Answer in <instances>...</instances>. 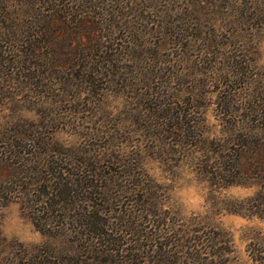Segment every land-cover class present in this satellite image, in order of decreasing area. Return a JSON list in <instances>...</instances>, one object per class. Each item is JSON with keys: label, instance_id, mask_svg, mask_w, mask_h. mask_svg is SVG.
<instances>
[{"label": "trees", "instance_id": "obj_1", "mask_svg": "<svg viewBox=\"0 0 264 264\" xmlns=\"http://www.w3.org/2000/svg\"><path fill=\"white\" fill-rule=\"evenodd\" d=\"M84 1L87 0H0V94L12 74L28 81L31 87L52 88L53 81L45 76L54 75L60 66L69 70L66 77L58 78L65 88L70 82L76 83L72 85L77 94L69 102L71 110L78 105L88 109L91 103L85 97L93 94L104 99L111 92L117 97L130 93L131 103L151 96L154 106L149 113L157 115L155 124L165 127L168 120L176 119L180 124H170L161 131L185 139L177 142L173 138L164 144L158 125L152 138L153 152L162 159L165 153L184 149L186 159L193 156L200 173L216 191L232 186L253 189L247 197L224 202V207L231 214L264 220V76L251 69L254 60L240 52L237 43L228 44L222 35L224 43L218 44L216 37L209 36L200 48L201 59L196 63L203 69L219 59L229 63L230 70L224 67L221 72L225 75L216 78L223 91L219 105L227 104L231 110V97L236 96L233 92L241 91L250 100L245 102L247 110L262 119V124H228L217 132L218 137L210 139L192 115L184 112L175 116L171 113L174 108L166 105L173 94L170 85L179 81L174 80L180 74L177 63L184 67L185 53L197 41L191 35L198 30V24L185 22V15L192 13H171L169 20L156 26L154 22L153 28L148 24L149 12L153 21L157 16L152 7L142 4L140 26L133 27L127 20L136 10L133 3L126 9L96 13L95 29L91 27V34L83 36L85 17L77 14L75 6L80 7ZM262 12L253 8L252 13L256 16ZM237 15L244 18V13ZM166 26L179 38L171 43L179 57L168 62L157 59L151 47L136 43L139 36L145 37L141 34L144 31L158 35L161 30L167 31ZM209 29L218 36L215 22ZM210 39L214 42L208 43ZM223 46L230 48L226 55L219 52ZM133 53L143 56L139 58L141 70L136 77L127 72L129 66L123 61ZM79 85L83 88L78 89ZM65 88L62 96L66 95ZM188 100L193 105L195 98ZM46 127L10 129V138L0 145V164L6 167L0 180V197L5 202H22L35 227L54 240V251L63 256L61 264H142L147 258L155 264H227L231 250L221 231H204L200 235V229H182L164 210L158 196L160 187L145 170L142 146L126 149L125 144L114 143L110 139L118 132L114 129L106 133L109 138L104 145L66 147L46 139L42 132ZM166 159L160 162H171ZM256 238L247 249L251 264H264V237Z\"/></svg>", "mask_w": 264, "mask_h": 264}, {"label": "rangeland", "instance_id": "obj_2", "mask_svg": "<svg viewBox=\"0 0 264 264\" xmlns=\"http://www.w3.org/2000/svg\"><path fill=\"white\" fill-rule=\"evenodd\" d=\"M84 4H87L85 8H83ZM142 4L145 7H152V13L157 16L156 21H153V16L149 12L151 17L148 19V24L153 28L162 21L169 20L171 13L177 15L182 12L184 15L192 13L191 16L185 15L186 23L192 20L198 24V30L191 35L197 41H194L193 48L186 51L184 67L180 62L177 63L180 74L177 75L178 79L174 80L179 81L175 83V86L170 85L173 94L166 105L171 109L174 108L171 113L175 116L183 115L184 112L189 113L188 116H193L197 126L200 127L201 124L204 127L210 139L218 137L215 136L217 132L228 124L236 122L237 124H262L259 116L247 110L246 103L248 104L250 100L245 99L241 91L233 92L236 96L231 97V110L228 109L227 104L219 105V97L223 91H220L216 78L225 75L221 72L224 67L230 70L227 60L219 59L216 63L210 64L212 69H220V72L210 70V67L203 69L204 66L196 61L201 59H198L200 48L202 49L209 36L216 37L218 44L224 43L223 36L228 44L237 43L236 46L241 47L239 51L245 55L248 54L251 60H254L251 68L253 72L264 76V0H146L143 2L141 0H87L82 2L80 7L75 6L76 10L79 9L77 14L85 17L82 35L91 34V27L95 29L96 13H104L105 10L114 8L126 9L130 5H134L136 10H133L127 18L131 23L129 26L133 24L140 26L139 8ZM253 8L263 12L255 16L252 13ZM238 13H244V18H240ZM154 22L155 26H153ZM211 22L216 23L218 36L210 31ZM166 28L167 31L161 30L158 35L153 32H151L153 35H150L144 31L145 33L141 34L145 37L140 39L139 36L136 43L151 47L158 54L157 59L168 62V60L176 59L175 56L179 57L171 45L179 38L173 36L169 26ZM114 37L116 34L112 38ZM164 37L167 38L166 41ZM213 42V39L208 41V43ZM229 50L230 48L223 46L219 52L226 55ZM137 51L143 55L140 52L141 49ZM138 53L123 59L124 65L129 66L127 72L134 73L133 77L140 75L139 58L143 56ZM68 71L57 66L54 75L45 76L48 81H53L51 85L53 90L43 86L31 87L28 81L18 77L17 74H12L13 78L11 77L9 83L4 81L5 87L0 94V145L10 138L9 131L13 127L47 126L42 131L46 139H52L62 146L75 148L87 147L90 143L104 145L109 138L106 133L116 129L117 134L114 133V137L110 136L114 143H123L127 146L126 149L129 146L130 148L142 146L141 155L145 170L160 187L158 196L162 198L164 210L174 217L173 221L182 229H200V235L204 231H221L229 240L231 250L227 264H251L247 250L248 244L252 238L256 240L258 235L264 237V220L231 214L225 209L224 202L229 199L247 197L253 193V189L232 186L216 191L208 183L204 174L200 173V166L193 156L186 159L184 149L179 148L180 153H165L166 156L161 158L167 160L168 157L171 162H160L162 159L152 150V138L158 125L160 128L158 133L163 135L164 144H169L173 138H176L177 142H183L185 139L182 136L170 137L168 133L161 131V128L166 131L170 124H180L176 119L168 120L165 127L155 124L158 121L157 115L149 113L154 106L151 96L138 98L131 103L130 93L117 97L111 92L104 99L93 94L85 97V101L91 103L90 107L87 106L88 109H85L84 105L82 107L78 105L72 106L71 110L69 102L73 100V95L77 94L72 85L76 83L70 82V85L65 88L62 80H58L59 77H66ZM135 84L137 88L141 87L140 84ZM63 87L65 96L61 95ZM82 88L79 85L78 89ZM236 89L233 90L237 91ZM188 97L195 98L193 105ZM192 109L196 110L197 114ZM5 169L6 167L0 164V180L2 175L6 174ZM23 207L19 199L5 202L0 197V264H39L40 262L61 264L63 256L54 251V240L44 236L35 227L27 210ZM114 225L117 227V222ZM56 243L57 248H60L58 240ZM142 264L155 263L147 258Z\"/></svg>", "mask_w": 264, "mask_h": 264}]
</instances>
